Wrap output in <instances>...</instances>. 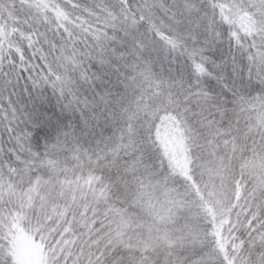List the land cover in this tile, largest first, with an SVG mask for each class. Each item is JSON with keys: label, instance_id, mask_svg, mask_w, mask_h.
Returning <instances> with one entry per match:
<instances>
[{"label": "snow or ice", "instance_id": "obj_1", "mask_svg": "<svg viewBox=\"0 0 264 264\" xmlns=\"http://www.w3.org/2000/svg\"><path fill=\"white\" fill-rule=\"evenodd\" d=\"M0 264H264V0H0Z\"/></svg>", "mask_w": 264, "mask_h": 264}, {"label": "trees", "instance_id": "obj_2", "mask_svg": "<svg viewBox=\"0 0 264 264\" xmlns=\"http://www.w3.org/2000/svg\"><path fill=\"white\" fill-rule=\"evenodd\" d=\"M230 234L227 233V231L225 232V239L229 238Z\"/></svg>", "mask_w": 264, "mask_h": 264}]
</instances>
